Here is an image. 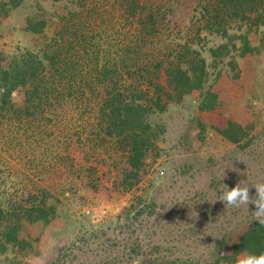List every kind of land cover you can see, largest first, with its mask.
Wrapping results in <instances>:
<instances>
[{"label": "trees", "instance_id": "obj_1", "mask_svg": "<svg viewBox=\"0 0 264 264\" xmlns=\"http://www.w3.org/2000/svg\"><path fill=\"white\" fill-rule=\"evenodd\" d=\"M49 1L53 5L70 3L72 8L65 5V15L56 10L50 19H42L43 14L36 13L34 19L28 20L26 31L43 35V46L36 52L27 50L5 67L0 62V118L17 122L21 130L17 133L22 132L30 140L27 142L30 150H35L32 140L42 157L60 163L66 161L72 172L71 155L60 153L65 143H56V126L52 130L48 128L55 117L59 118L57 112L68 104L81 112V120H86L96 136L93 151L108 143L122 153L125 168L119 186L124 192L137 190L148 172L147 159L160 155L158 143L166 129L158 117L166 114L172 105L181 104L194 91L202 90L209 80L211 66L219 75L225 73L222 65L235 74L237 57L259 51L252 45L251 35L264 28V0ZM25 2L0 0V27ZM49 23L54 26L51 36L45 33ZM122 28L124 31L119 30ZM208 37L217 38L219 43L207 48ZM203 50L210 54V65ZM61 89L65 92L58 93L60 99L47 106L45 99L49 92ZM21 90L23 101L17 104L12 99L13 93ZM203 105L209 110L218 107L219 93L208 90ZM217 131L228 144L243 149L250 148L257 137L232 119ZM74 133L80 139V132ZM68 138L72 135L65 137ZM90 160L87 157V162L74 174L87 179L88 187L96 190L99 170L97 164L88 163ZM34 188L17 199L12 198L7 208L0 206L1 255L10 248L23 255L31 254L33 241L40 237L34 240L27 225H37L43 231L59 216L61 198L46 188ZM62 191L64 196L71 190ZM143 198L135 195L132 204L124 210L126 222L135 212L143 215L141 205L147 201ZM154 209L152 204V213ZM249 209L242 221L248 229L234 243H231L232 231H222L215 240L214 252L219 264H236L237 256L243 252H264V225L253 219L255 208L249 206ZM190 228L183 231L189 232ZM150 245L144 254L141 245L128 253L124 248L118 251L122 257L115 254V260L105 258L104 264H115L123 257L133 264L139 255L149 257L148 264H202L200 260L177 254L172 246ZM163 249L169 252L167 256L162 254ZM64 257V253L60 254L49 264H60Z\"/></svg>", "mask_w": 264, "mask_h": 264}, {"label": "rangeland", "instance_id": "obj_2", "mask_svg": "<svg viewBox=\"0 0 264 264\" xmlns=\"http://www.w3.org/2000/svg\"><path fill=\"white\" fill-rule=\"evenodd\" d=\"M38 2L26 0L2 23V66L9 65L27 50L36 52L43 46V35L26 31L28 20L34 19L36 13H42V19H50V14L56 10L65 15V5L72 8L66 2L53 5L49 0H40V6ZM50 24L45 32L49 36L54 29ZM119 30L124 31V28ZM262 31L251 35L252 45L259 51L237 57V77L226 65L221 64L225 70L221 75L211 66L209 80L202 90L194 91L181 104L172 105L166 114L158 117L166 129L158 143L160 155L147 159L148 172L137 190L131 192H124L119 186L125 168L122 153L108 143L93 151L96 136L92 135L86 120H81V112L67 103L48 128L52 130L51 127L56 126V143H65L60 153L71 155L74 171L87 162V157H91L89 164H97L96 190L88 187L87 179L82 180L71 172L66 161L60 163L42 157L32 140L35 150H30L27 144L30 140L27 141L22 132L17 133L20 130L17 122L0 118V206L7 208L12 198L36 190L34 187L50 190L63 204L56 221L43 231L37 225H27L34 240L40 237L33 241L31 254L23 255L10 248L6 254H0V264H49L63 253L64 261L60 264H104L107 259L115 260V254L124 248L128 253L141 245L144 254L151 243H161L165 248L172 246L177 254L200 260L202 264H219L214 252L219 233L232 231L231 243H234L248 229L242 221L250 213L249 206L255 208L251 204L239 208L224 205L219 201L226 191L224 185L231 188L244 180L250 186V195L254 196L255 188L251 185L264 182ZM206 43L209 48L219 40L208 37ZM202 54L210 65L209 52L203 50ZM210 89L218 92L220 98V105L212 110L203 105ZM61 92H65L64 89L49 92L45 104L51 106L54 100L60 99L58 93ZM23 96L22 90L16 91L12 99L21 104ZM229 119L242 124L251 136H257L250 148L228 144L220 137L217 130ZM75 131L80 132V139ZM69 134L72 138L65 142ZM184 165L188 168L182 169ZM63 189L71 191L62 196ZM203 192L205 196H201ZM135 195L147 198L141 205L145 212L139 216L135 212L126 222L124 210L132 204ZM152 204L155 205L153 213ZM187 220L190 223H186ZM189 228L191 231H183ZM168 253L162 250L164 256ZM123 258L115 264H130ZM149 260L139 255L133 264H148Z\"/></svg>", "mask_w": 264, "mask_h": 264}, {"label": "clouds", "instance_id": "obj_3", "mask_svg": "<svg viewBox=\"0 0 264 264\" xmlns=\"http://www.w3.org/2000/svg\"><path fill=\"white\" fill-rule=\"evenodd\" d=\"M252 187L255 188V195H250V186L244 180L239 181L234 187L229 188L224 185L226 191L222 193L219 201L224 205L239 208L242 205H254L252 212L253 219L264 225V182H257ZM236 264H264V252L259 254L243 252L236 258Z\"/></svg>", "mask_w": 264, "mask_h": 264}, {"label": "built area", "instance_id": "obj_4", "mask_svg": "<svg viewBox=\"0 0 264 264\" xmlns=\"http://www.w3.org/2000/svg\"><path fill=\"white\" fill-rule=\"evenodd\" d=\"M87 213H90V211L88 210Z\"/></svg>", "mask_w": 264, "mask_h": 264}]
</instances>
